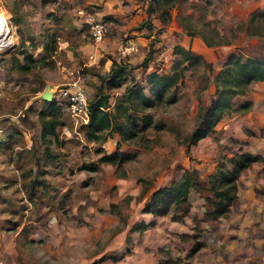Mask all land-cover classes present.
<instances>
[{"label":"rangeland","instance_id":"rangeland-1","mask_svg":"<svg viewBox=\"0 0 264 264\" xmlns=\"http://www.w3.org/2000/svg\"><path fill=\"white\" fill-rule=\"evenodd\" d=\"M149 1L0 0L14 26L12 45L0 51V264H264V161L241 172L226 215L207 216L204 198L211 195L206 181L217 162L243 151L264 154V82L232 98L233 107L249 100L246 112L223 115L186 150L180 143L208 103L226 54L264 56V36L244 29H264V0H178L166 21L146 13ZM85 15L105 23L100 40L88 36ZM183 23L222 42L207 46ZM126 41L136 49L122 52ZM178 47L203 62L184 71L182 84L172 89L175 102L148 109L154 123L136 137L121 140L113 132L87 139L80 121L63 109L54 135L40 137L38 114L46 108L40 92L48 86L56 94L68 80L65 68L76 70L90 98L110 60L123 65L120 85L103 86L111 103L125 86L144 84L148 72H167ZM23 48L32 57L49 56L18 73L11 58L21 60ZM146 52L150 59L141 68ZM115 150L128 156L119 165L98 161ZM184 168L194 169L205 187L191 189L187 203L163 216L143 212L151 192ZM151 220L142 232L128 231Z\"/></svg>","mask_w":264,"mask_h":264},{"label":"trees","instance_id":"trees-1","mask_svg":"<svg viewBox=\"0 0 264 264\" xmlns=\"http://www.w3.org/2000/svg\"><path fill=\"white\" fill-rule=\"evenodd\" d=\"M178 0H150L146 7V13L158 12V17L166 21L170 7ZM153 3V4H151ZM186 17V16H185ZM254 15L249 16L248 21H252ZM184 20V19H183ZM242 24L238 28H241ZM182 27L189 35L196 34L205 45L219 44V38H210L202 28H193L185 23ZM249 33L264 36L262 30H248V24L244 28ZM53 44L55 39L52 38ZM31 48H35L33 42L29 43ZM54 47H46L45 51L51 54ZM50 49V50H49ZM178 56L169 65L168 71L158 73L155 70L148 72L144 76V84L133 82L125 86L123 93L110 103V94L104 88H114L120 85L125 79V68L115 60H110V67L104 75L97 74L98 84L95 85V94L87 98V120L81 123L80 127L87 139L96 141L102 134L115 132L121 140H128L136 137L147 127L153 125L152 114L149 108L160 102L173 103L177 100L176 93L172 90L176 84H182L184 71L196 64L203 62L199 55L191 54L187 49L181 47L174 51ZM21 60L12 57V69L18 73L29 70L37 62H43L47 54L40 57H32L25 48L18 51ZM150 59V52H146L142 58L141 68H146ZM207 65V64H206ZM209 65V64H208ZM254 82H264V56H248L242 58L236 52H229L213 78V92L208 103L203 106L196 116V124L180 142L184 149L191 147L200 139L209 135L216 123L223 115L233 111L244 113L249 109V100L239 103L233 107L232 98L244 94ZM46 108L40 110L38 121L40 125L39 135L41 138L47 135H54L55 127L61 124L60 105L52 95L49 101L43 100ZM128 156L115 150L111 153H103L98 161L119 165ZM264 161V154L250 153L247 151L232 154L223 162H217L214 170L207 177V190L210 196H205L208 210L205 211L210 218L224 216L228 212V207L236 198V180L245 168L252 163ZM228 164V166H226ZM90 169H94L93 166ZM205 186L200 183L194 169H182L177 179L171 180L167 185L154 189L149 199L144 204L143 212L151 213L153 216H163L168 209L173 206L187 203V195L191 189H203ZM153 221H140L133 223L129 232H142ZM127 238V237H125ZM199 246L196 243L195 247ZM116 259L112 257H105Z\"/></svg>","mask_w":264,"mask_h":264},{"label":"built area","instance_id":"built-area-1","mask_svg":"<svg viewBox=\"0 0 264 264\" xmlns=\"http://www.w3.org/2000/svg\"><path fill=\"white\" fill-rule=\"evenodd\" d=\"M78 14L82 15L81 11ZM6 19L4 13L3 17L0 15V51L9 48L13 41L14 26L7 24ZM82 21L87 24L88 36L93 41L100 40L105 31V23L101 20H94L89 15H85ZM119 49L122 52H130L136 48L132 41H126L123 46L120 44ZM88 56L91 57L92 54L89 53ZM75 74L76 70L65 68L64 75L68 80L56 87L53 90L56 94L52 93L51 96L55 97L57 103L60 105V109H63L67 114L79 120L80 123H85L87 120V96L78 84Z\"/></svg>","mask_w":264,"mask_h":264},{"label":"water","instance_id":"water-1","mask_svg":"<svg viewBox=\"0 0 264 264\" xmlns=\"http://www.w3.org/2000/svg\"><path fill=\"white\" fill-rule=\"evenodd\" d=\"M40 97L45 101H49L51 99V92L48 90V86H45L40 92Z\"/></svg>","mask_w":264,"mask_h":264},{"label":"crops","instance_id":"crops-1","mask_svg":"<svg viewBox=\"0 0 264 264\" xmlns=\"http://www.w3.org/2000/svg\"><path fill=\"white\" fill-rule=\"evenodd\" d=\"M249 168V167H248ZM245 169H247V168H245ZM245 169H243L242 171H244ZM241 171V172H242ZM241 174V173H240ZM240 174H239V176H240ZM239 176H238V178H239ZM238 178H237V180H238ZM237 180H236V183H237ZM237 189V188H236ZM187 200H188V195H187Z\"/></svg>","mask_w":264,"mask_h":264},{"label":"bare ground","instance_id":"bare-ground-1","mask_svg":"<svg viewBox=\"0 0 264 264\" xmlns=\"http://www.w3.org/2000/svg\"><path fill=\"white\" fill-rule=\"evenodd\" d=\"M0 15L3 17V11L0 12Z\"/></svg>","mask_w":264,"mask_h":264}]
</instances>
